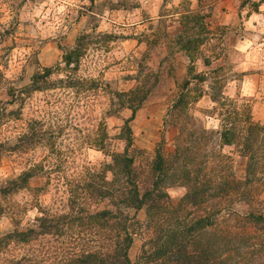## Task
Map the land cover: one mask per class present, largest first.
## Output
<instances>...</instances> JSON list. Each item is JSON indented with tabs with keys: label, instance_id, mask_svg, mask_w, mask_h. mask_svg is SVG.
<instances>
[{
	"label": "clouds",
	"instance_id": "obj_1",
	"mask_svg": "<svg viewBox=\"0 0 264 264\" xmlns=\"http://www.w3.org/2000/svg\"><path fill=\"white\" fill-rule=\"evenodd\" d=\"M241 3L243 0H235L238 12L232 8L219 15L217 10L211 11L212 18L221 28L231 32L234 39L231 47L226 49L231 66L229 75L257 68L264 70V0H251L243 8L239 7ZM253 4L258 5V10L252 9ZM201 6V0H12L9 11L0 0V34L15 26L16 32L23 36L7 55L4 49L10 46L9 42L0 44V57H3L0 59V76L16 89L17 95H21V89L32 85V80H21L20 77L25 69L32 73L28 62L43 42L62 37L68 41L79 36L86 38L84 54L78 60L66 62L63 56L67 53H57L61 70H54L46 79L49 83L65 81L64 85L57 83L56 87L45 91L33 90L30 97L24 96L21 119L0 123V145L7 150L16 149L23 137L31 136L28 123L36 121L39 122L36 132H51L56 138V151L62 154L60 158L51 156L45 140L34 144L18 164L11 168L0 166V264H76L89 254L99 253L104 257L102 246H106V241L102 234L83 229L76 235L63 218L74 217L80 208H85L87 220L108 209L115 212L121 205H114L110 200L99 204L81 201L74 213L69 206V186L79 183L86 174H103L105 185H112L118 179L113 171L116 168L114 154L132 159L139 149L150 153L149 145L161 120L167 121L169 128L198 124L197 135L203 136L216 134L220 137L226 128L232 127L221 115L220 102L212 98L213 81L199 56L194 62L189 61L191 73L178 76L173 49L153 57L146 48V44L159 47L161 39L174 30L183 33L184 25L198 32L197 15L205 17L201 24L206 26L208 13L200 12ZM185 17L190 19L185 20ZM90 36L100 39L87 42ZM106 38L109 39L104 43ZM74 50L73 44L69 51ZM44 51H48L47 47ZM37 59L43 64L41 75H44V67L55 69L51 60H44L43 52ZM202 75L207 77L203 82L195 79ZM69 78L84 87H68ZM185 82H188V88L182 91ZM93 85L94 92L90 91ZM197 87L201 93L198 98L193 91ZM253 87V81L246 75L242 79H229L224 84L220 101H236L235 105L226 104L239 111L243 98L256 94ZM0 100L6 105L0 109L5 113L20 109L19 103L7 105L5 98L0 97ZM102 122L108 137L106 149L94 143ZM126 126L130 129L131 147L127 137L121 138ZM61 129L64 130L62 135ZM162 139L167 141V130ZM183 141L182 136L177 144L181 145ZM239 152L235 143L218 142L209 159L242 161ZM45 156L49 161L44 163V170L50 173L63 160L62 171L52 175L53 185H59V192L53 188L36 193L22 186L25 173L41 164ZM207 161L204 160L205 165ZM129 167L135 174L138 165L134 162ZM173 173L179 174L175 169H169L166 176L171 177ZM230 174L232 182L239 185L242 192H248L251 198L233 196L228 209L220 211L229 230L248 220L256 210L255 204L264 201V176L242 174L235 165ZM5 189L12 190L5 195ZM102 190L108 189L103 187ZM160 193L179 202L190 194V189L181 180L175 183L165 180L157 189V195ZM132 232L130 227L129 234ZM132 239L136 236L132 235ZM252 248L251 243L246 245L238 258H248ZM104 258L106 264L125 262L123 257L118 260Z\"/></svg>",
	"mask_w": 264,
	"mask_h": 264
},
{
	"label": "trees",
	"instance_id": "obj_2",
	"mask_svg": "<svg viewBox=\"0 0 264 264\" xmlns=\"http://www.w3.org/2000/svg\"><path fill=\"white\" fill-rule=\"evenodd\" d=\"M204 18L197 15L195 20L197 25L204 26L207 31V25L201 24ZM184 19L188 20L190 17ZM183 27L184 31L179 34L178 43L180 49L186 51L194 62L196 53L205 39L201 37L202 34L188 29L187 25ZM85 47L84 37H80L75 50H68L64 60H78L84 54ZM204 60L207 65L211 64L209 59ZM52 72V67H46L44 75H41L40 71L34 74L32 85L26 88L27 93L54 87L56 83H49L46 79ZM195 79L203 82L207 78L202 75ZM60 82L62 85L65 83ZM78 85L83 86L71 78L67 81L68 87ZM187 88L188 82H185L182 91ZM193 91L197 98L201 95L199 88ZM220 95L221 93L215 92L212 98L220 102L221 115L232 127L226 128L218 142L237 144L240 153L247 157L246 174L263 175L264 123L254 119L249 104H242L241 109L235 111L231 105H235L236 101H225L231 105L226 104L220 101ZM180 99L183 101L184 97L181 96ZM165 124H168L167 121ZM198 131V124H193L192 127L182 126L174 148L168 150L162 139L152 156L146 154L143 149H139L132 159L119 157V154L115 153L116 168L113 171L118 179L112 185H105L103 174L83 176L79 183L70 187L69 206L74 213L81 201L91 203L93 200L111 199L114 205L121 206L115 212L108 209L95 216H89L87 220L84 218L86 209L80 208L74 217L63 218L66 226L70 229L77 227L80 233L83 229L96 230L106 241V246H102L104 257L109 260L123 257L124 264H264V214L255 210L248 220L228 229L225 217L219 215L220 211L228 209L231 197L242 195L250 198V194L242 192L240 186L232 182V161L209 159L216 150L213 144L216 134L197 135ZM185 132L188 135L185 136ZM33 135L23 137L21 141L30 143ZM182 136L184 141L179 145L177 141ZM125 137L131 147L130 129L127 126L121 138ZM106 138L107 136H103L96 146L106 149ZM205 159H208L207 165L204 163ZM134 162L138 165L135 174L129 167ZM169 169H175L179 174L173 173V176L168 177L166 171ZM36 171L33 168L31 172L25 173L22 186L28 183ZM165 180L171 183L181 180L189 186L190 194L179 202L171 201L164 193L157 195V189ZM103 187L108 190H102ZM11 190L5 189L4 194ZM123 207L137 210L146 208L145 223L128 216ZM130 227L133 229L132 235L140 232L147 234L142 253L136 261L130 257V248L134 242L129 234ZM21 239L26 241L27 237ZM249 243L253 248L249 250L248 258L239 259L241 249ZM104 257L99 253L89 254L84 261L76 264H106Z\"/></svg>",
	"mask_w": 264,
	"mask_h": 264
},
{
	"label": "rangeland",
	"instance_id": "obj_3",
	"mask_svg": "<svg viewBox=\"0 0 264 264\" xmlns=\"http://www.w3.org/2000/svg\"><path fill=\"white\" fill-rule=\"evenodd\" d=\"M250 2L251 0H243V3H241L239 7L243 8L245 5L249 4ZM3 4L8 6L9 11L12 10V0H3ZM201 5L202 6L200 7L199 11L208 13L206 17L208 20L207 23L208 29L207 31L204 30V26L201 25H199L198 32L195 29H193L194 32L202 34L201 37L205 39L204 43L199 47L198 52L196 54L197 56L200 57V59L203 62V66L209 72V75L212 78L213 87H215L214 88L215 90H213L214 93L215 92L222 93V91L224 90V84L227 80L233 78L242 79L243 76L245 75L248 76L253 81V85H254L253 90L255 91L256 94L251 97H244L243 104H249L251 106L252 115L254 119L256 121L264 123V70H260L259 68H257V69H252L247 73H232L231 75H229V73L231 72V66L229 65V56L226 49L231 47L232 43H234V39L232 37L231 32H228L225 29L221 28L219 26V22L216 19H213L211 16V11L213 10H217L218 15L220 13H227L229 8H232L233 10L238 12L239 9L235 7V0H201ZM252 9L258 10V5L253 4ZM80 15L83 16L84 13L81 12ZM179 34L180 33H178V31L174 30L173 32L168 33L165 38L161 39L159 47L152 48L151 44H146V48H148L151 51V55L153 57H155L158 53H161L169 48L173 49L176 52V56L174 57L175 71L178 76H183L185 72L191 73L192 69L190 68L192 67L188 66L189 61L191 60L189 54L186 51L180 49V45L178 43ZM80 37L82 36L76 37L72 41H68L67 38L62 37L60 40L57 41L49 40L43 42V44L39 46L40 49L38 51L33 52L32 58L28 62L32 68V73L29 74L27 72V69H25V73L21 75L20 79L32 80L33 75L41 70L43 64L41 61L37 59V56L40 54V52H43L45 61L51 60L55 64V69H53V71L54 70L58 71L59 64L57 63L58 60L57 53H61V52L66 53L73 46V44L76 46ZM22 39H23L22 34H18L16 32L15 26L9 31L5 32L4 34H0V44L5 43V41L7 40L10 45L9 47H6L4 49L5 55H7V53L10 52L13 47H16L18 40H22ZM92 39L99 40L100 38L99 37L93 38L90 36L87 42H91ZM107 39L109 38H106L104 43L107 42ZM84 41L86 42L85 37H84ZM96 42L100 43V41H96ZM177 45H179V47H177ZM45 47H47L48 49V51L46 52L44 51ZM205 53H211V55H205ZM146 54L147 53H144V55ZM204 58L209 59L211 61V64L207 65L205 63ZM0 59H3V57H0ZM60 70L61 69L59 68V71ZM53 82L56 83L54 87L57 86V83H59L60 85L63 84L60 81L59 82L53 81ZM93 86L90 88V91L94 92L95 87ZM27 87L28 86L20 90L21 95H17L16 89L10 87L8 83L3 80V77L0 76V97L6 99L7 105H14L16 103L20 104V109L14 110L10 113H5L4 111L0 110V123L6 122L8 120L19 121L21 119V110L23 109L25 104L24 96L27 95L30 97L33 92L31 91L27 93L26 91ZM83 87L84 86L81 87L78 85L74 88L82 89ZM198 88L199 87H197L196 89ZM48 89L50 88L37 90V91H45ZM237 94L239 95V93ZM4 107H6L4 101L0 100V109H3ZM141 115H143V113H141ZM38 126H39V122L36 121H32L28 123L29 129L32 131V134H34L32 139L33 141L31 140L30 143L21 141V145L17 146L15 150L14 149L7 150L4 145H0V166L11 168L13 164H18L34 144L43 143L45 140L50 150V155L56 156L57 158L61 157L62 154L57 152L55 148V139H56L55 136L51 132L37 133L36 128ZM157 129L158 130L154 133V139L152 141V144L149 145L151 151L150 153L147 154L150 156L154 155L155 148L157 144L162 140L163 134L166 130L168 132V139L167 141H165V144L168 150H172L174 148L177 135L180 131V128H177L175 125L169 128L168 124H165V121L163 120L160 121V123L157 126ZM63 131H64L63 129L60 130L61 135L63 134ZM103 136L104 137L107 136V132L105 130V125L102 122L97 132V138L95 139L94 143L97 144V142H99V140L103 138ZM218 141H219V137L215 136L213 143L215 145V149ZM109 143H111V141H109ZM116 147H118V145H116ZM239 155L241 156L242 161H232V165L237 166L242 174H246L247 157L242 155L240 152ZM214 160L217 161V159ZM48 161H49V157L45 156L43 162L35 167V169L37 170L35 175L29 179V181H31V185H29V181H28V183L24 187H29L31 191H34L36 193L52 191L53 188H55L56 192H59V185L58 184L53 185L52 175L56 173H60L62 171L63 160H60V162L53 167L51 173L46 172L44 170L43 165L45 162ZM261 176H264V174ZM57 179H59V177H57ZM70 187L71 185L69 186V192H70ZM108 200H110L113 204V201L111 199L93 200L91 203L99 204ZM123 209L128 216L135 218L141 223H145L147 219L146 208H141L137 210L134 208L123 207ZM255 209L260 210L264 214V201L256 203ZM76 228L77 227H74L72 228V230H75L76 235H80L81 234L80 229H76ZM135 236L136 239H134L132 247L130 248V257L131 260L133 261H136L140 257L142 253L143 244L147 239L146 237L147 234H145V232L137 233V235Z\"/></svg>",
	"mask_w": 264,
	"mask_h": 264
}]
</instances>
